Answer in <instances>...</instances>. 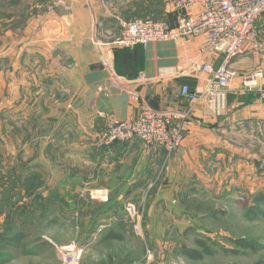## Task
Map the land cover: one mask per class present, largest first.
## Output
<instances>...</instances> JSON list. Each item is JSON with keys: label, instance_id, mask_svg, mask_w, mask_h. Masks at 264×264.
Listing matches in <instances>:
<instances>
[{"label": "rangeland", "instance_id": "374dc122", "mask_svg": "<svg viewBox=\"0 0 264 264\" xmlns=\"http://www.w3.org/2000/svg\"><path fill=\"white\" fill-rule=\"evenodd\" d=\"M150 1L114 4L120 12L138 5L145 9ZM21 2L0 0V264H64L59 247L73 241L85 250L79 264H254L264 259V203L256 201L264 194L263 116L232 129L227 103L220 117L196 121L201 128L195 136L205 145L201 142V154L192 155L187 167L179 150L164 149L157 170L143 178L137 193L85 192L86 159L58 144L71 135L57 128L54 84L39 83L37 66L27 65L38 58L13 44L27 17ZM258 32L263 51L252 52L263 60L264 14ZM259 70L263 74L256 85L245 86V76ZM238 77L251 91L249 103L264 108V66ZM130 204L136 206V218ZM260 209L263 213L254 216ZM110 230L123 238H108ZM19 231L24 233L20 244L10 243L8 237ZM243 237L260 244L259 250H224L237 249L234 240ZM198 239L216 252L188 258L185 251L199 248Z\"/></svg>", "mask_w": 264, "mask_h": 264}, {"label": "crops", "instance_id": "0c3cea01", "mask_svg": "<svg viewBox=\"0 0 264 264\" xmlns=\"http://www.w3.org/2000/svg\"><path fill=\"white\" fill-rule=\"evenodd\" d=\"M21 1L26 4L27 17L20 39L13 44L22 45V52L28 50L29 58H38L27 65L37 66L39 83L54 84L53 112L57 115V128L71 135L58 144L73 147L86 159L89 172L86 186L81 187L85 192L133 195L141 190L143 178L149 177L152 170L155 172L164 157L162 147L147 148L139 138L99 145L97 137L112 113L122 119H136L141 105L183 112L186 136L175 150L180 151L177 156L181 155V161L185 158L187 167L192 155L201 154L198 147L203 141L195 136L201 127L196 121L203 118L205 124L213 118L207 116L204 101L191 103L179 93L182 81L199 89L207 84L208 75L199 71L188 69L180 75L197 58L201 37L189 36L132 48H119L112 43L121 32L120 21L135 16L165 20L174 27L178 16L175 0H151L145 9H138V5L120 12L114 4L119 0H77L67 8L58 9H49V0ZM195 10L191 9L190 13ZM222 58L223 54L219 53L200 60L219 64ZM231 65L242 73L264 66V58L261 60L247 49ZM250 93L243 87L241 77L233 80L226 118L232 129L248 118H264V108L249 103Z\"/></svg>", "mask_w": 264, "mask_h": 264}, {"label": "built area", "instance_id": "2783aa9c", "mask_svg": "<svg viewBox=\"0 0 264 264\" xmlns=\"http://www.w3.org/2000/svg\"><path fill=\"white\" fill-rule=\"evenodd\" d=\"M77 0H50L49 9L67 8ZM178 12L176 25L171 27L165 20L134 18L121 20V32L113 40L119 48L147 46L153 42L178 41L183 37H201L198 56L180 75L188 69L208 75L207 84L194 90L188 84L180 86V95L191 103L204 101L206 114L220 117L227 108L228 92L238 71L232 61L247 49L262 50L259 41L257 21L264 14V0H175ZM191 9H196L190 13ZM263 51V50H262ZM223 54L222 62L215 64L200 59L206 55ZM262 71L245 76L244 85L254 86ZM112 81V80H111ZM186 114L180 111L158 110L141 105V113L136 119H122L112 113L105 129L98 135V144L108 146L116 141L139 138L145 147L159 146L168 152L178 149L184 139ZM136 206L128 209L136 218ZM64 264H79L84 247L70 242L59 247Z\"/></svg>", "mask_w": 264, "mask_h": 264}, {"label": "trees", "instance_id": "16d2710c", "mask_svg": "<svg viewBox=\"0 0 264 264\" xmlns=\"http://www.w3.org/2000/svg\"><path fill=\"white\" fill-rule=\"evenodd\" d=\"M13 1L17 2L18 0H13ZM141 17H143V16H141ZM153 19H155V18H153ZM182 83L188 84L191 87V85L188 83V81H182ZM191 89L194 90L195 87H191ZM256 201H258L260 203H264V194L258 195L256 198ZM253 212H254V216H257V215L263 213L261 211V209H260V211H253ZM23 235H24V233H22V231H19L14 236L8 237L9 242L13 243L15 245H18V244H20V241L22 240ZM107 236H108V238H112V239H122L123 238V235H121L117 232H114L113 230H110L109 233L107 234ZM196 243H197V246L199 248H192V249H188L185 251L186 256L190 259H195V260L203 259L205 256L213 255L216 252L209 245H207V243L204 240L198 239ZM234 243L236 244L237 249H225L224 248V250L226 252L238 253L239 249L258 251L260 248V244H258L256 241L250 240V239L244 238V237L234 240ZM254 264H264V259L257 260Z\"/></svg>", "mask_w": 264, "mask_h": 264}]
</instances>
